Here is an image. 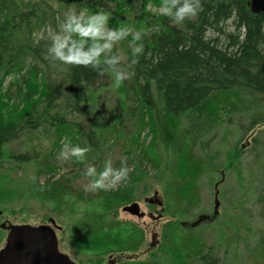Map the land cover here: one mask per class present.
<instances>
[{"label": "trees", "instance_id": "16d2710c", "mask_svg": "<svg viewBox=\"0 0 264 264\" xmlns=\"http://www.w3.org/2000/svg\"><path fill=\"white\" fill-rule=\"evenodd\" d=\"M248 1L201 0L197 15L176 23L160 13L163 0H0V168L5 161L8 170L34 168L29 179L0 174L2 208L48 203L64 223L74 226L88 248L134 252L143 242V230L129 220L123 224L116 218L117 209L145 197L154 183L159 184L171 216L161 228L160 254L124 264H216L197 225L189 222L196 214L201 177L212 166L202 138L222 121L223 113L230 119L237 111H253L250 130L264 120V104L258 100L264 98V14L252 12ZM81 10L86 15L105 11L109 13L105 30L131 26L141 31V38L132 41L129 34L111 41L98 60L86 65L56 60L48 52L45 29L67 34V51L81 38L58 25L69 15L80 17ZM82 39V51L105 42L102 36ZM137 44L143 49L133 62L132 47ZM118 70L128 73L117 88L122 96L119 109L124 121L133 125L129 141L141 154L122 184L88 194L70 186L71 178L56 177L54 154L63 142L87 146L84 159L70 156L69 163L95 165L97 172L104 168L102 131L85 128L83 120L89 115V102L110 78L114 81ZM115 124L111 130H116ZM145 129L150 135L147 144L141 139ZM15 140L20 141L19 151L9 147ZM253 142L257 145L256 138ZM238 151L227 154L229 164ZM146 163L155 169L154 175L148 174ZM123 165L118 161L111 167ZM68 196L99 201L100 210L68 212ZM257 202L264 204V193ZM259 244L264 253V235Z\"/></svg>", "mask_w": 264, "mask_h": 264}, {"label": "rangeland", "instance_id": "374dc122", "mask_svg": "<svg viewBox=\"0 0 264 264\" xmlns=\"http://www.w3.org/2000/svg\"><path fill=\"white\" fill-rule=\"evenodd\" d=\"M113 84L114 81L110 78L108 83L96 92V97L89 102V115L84 118L83 126L94 128L97 130V134L99 130L102 131L103 135L100 137L103 142L102 155L111 166H114L118 161L124 162V160L132 158V161L127 163L128 172H130L141 152L140 149L130 144L129 136L133 134L134 128L130 124L131 121L126 119L124 121L125 114L119 109V101L122 96ZM258 100L264 104L263 97H259ZM251 113L253 111L233 113L230 115V119L225 116V113L221 114L222 121H219L220 123L216 127L212 126L209 134L202 138L207 143L206 152L211 156L212 166L201 177L199 202L193 208L196 214L190 218V222L196 220L200 214L213 218L214 185L217 183L219 205L216 218L211 219L209 223L201 222L197 225L202 241L207 247L208 255L216 264L219 262L221 264H264V253H262V246L259 244L260 238L264 235L262 221L264 204L257 202V198L262 197L264 193V120L258 123L253 130H250V120L253 115ZM114 123H116V130H111ZM147 131L148 129H145L141 134V139L145 144L150 141ZM253 138L257 139V145L254 144ZM65 144L63 142L60 148L55 150L54 162L58 168L56 177L60 175L69 177L71 178L70 186L76 190L85 191L84 186L92 179L85 175L88 165L74 166L69 163L70 156L62 158L60 151ZM9 147L19 151L20 141L11 142ZM233 149H239V151L235 153V159H231L233 163L229 164L227 154ZM6 165L8 163L5 161L3 167L0 168V174H5L6 178L29 179L34 171V168L29 165L18 167V170L4 169ZM145 167L150 176L154 175L155 169L153 170L147 163ZM113 169L118 170L119 168ZM40 180H45V176L42 175ZM123 180L124 178L113 182L109 179L106 181L109 185L106 189L116 188L122 184ZM154 186L145 196L157 198L161 202L159 184L154 183ZM155 190L158 191L157 194H153ZM95 191L96 189L86 192L92 194ZM143 197L137 199L140 209L145 212L141 218L122 211L120 207L116 214L117 219L129 220L143 230L144 242L141 247L134 252H124L125 255H132L135 261L145 259L148 252H159L162 225L171 219V216L165 211V207L162 211L164 213L162 218H149L147 212H154L155 216L159 213L155 212L152 206H148L143 201ZM65 205L68 212L100 210L99 201L92 203L76 201L72 196L66 197ZM49 206L51 205L43 204L40 201L16 205L15 208L12 207L13 209H4L0 205V210L3 212L1 217L14 223L31 225L47 221L48 218L55 219L56 223L61 225V229L57 230V235L62 250L72 251L74 257L85 263L86 258H93L101 259L100 264H105L109 256H111L110 258L119 256L115 251L101 253L100 250L88 248V244L80 237L74 226L64 223V218L60 220L57 212ZM157 209H159L158 205ZM155 232V240L158 242L157 244L155 242L156 246L151 248V238ZM219 232H222V235Z\"/></svg>", "mask_w": 264, "mask_h": 264}, {"label": "clouds", "instance_id": "9594fccd", "mask_svg": "<svg viewBox=\"0 0 264 264\" xmlns=\"http://www.w3.org/2000/svg\"><path fill=\"white\" fill-rule=\"evenodd\" d=\"M160 13L164 16L170 17L174 22H182L186 17H192L197 15L201 10V0H163L159 6ZM81 17L83 22H81ZM109 13L105 11H95L90 14H85L84 10H81L80 17L68 16L64 22L59 23V27L65 30L74 31L79 34L80 40L73 41L72 45L67 46L65 51L66 41L69 39L67 34L60 35L59 32L53 30L51 27H46L50 44L48 46V52H50L56 60L64 63L73 64H88L93 61L94 58L99 59V53L104 48L111 47V41L119 40L123 37L131 34L132 41H138L141 38V31L134 30L131 26H120L116 28H107ZM90 35L93 37L102 36L105 37V42L101 45H94L87 51H82L79 44L83 43V37ZM131 43V41L129 42ZM143 44H137L132 47L133 62L135 61L136 54L142 52ZM114 63V58L108 61ZM128 73L122 70L114 71V84L113 86L118 88ZM89 151L87 146L72 145L69 147L67 144L60 151L62 158H68L69 156L76 157L77 159H84V154ZM123 165V162H122ZM127 166H121L118 170L113 169L110 163H106L104 168L97 172L95 165H89L85 169V175L88 177H94L85 185V191L95 190L97 188L108 187L109 179L111 181H117L127 177Z\"/></svg>", "mask_w": 264, "mask_h": 264}, {"label": "water", "instance_id": "95a60500", "mask_svg": "<svg viewBox=\"0 0 264 264\" xmlns=\"http://www.w3.org/2000/svg\"><path fill=\"white\" fill-rule=\"evenodd\" d=\"M248 5L252 12H262L264 14V0H249ZM261 68L264 72V60L261 62ZM144 200L148 202L153 201L152 198H145ZM155 201L161 204L157 198H155ZM218 205V188L217 183H215L213 216L217 214ZM121 209L137 218L145 215L144 211L140 209L138 201L125 204ZM148 216L151 219H158L162 216V213L160 212L155 216L149 212ZM205 219H210V217L205 214H200L196 220L189 222V225L192 227L196 226ZM50 221L54 225V220L50 219ZM182 224L185 223L182 222ZM2 226L4 227L5 223ZM7 228L9 232L6 243L0 249V264H73L59 251L57 236L52 226L45 224L8 223ZM155 235L153 233L152 238Z\"/></svg>", "mask_w": 264, "mask_h": 264}, {"label": "flooded vegetation", "instance_id": "af4514ba", "mask_svg": "<svg viewBox=\"0 0 264 264\" xmlns=\"http://www.w3.org/2000/svg\"><path fill=\"white\" fill-rule=\"evenodd\" d=\"M157 190H155L154 192H153V194H157ZM144 198L145 197H143V200H144ZM149 199V198H148ZM153 199V203H151V202H146L147 203V205L148 206H152V208H153V210L155 211V212H157V213H159L160 211H161V208H164L163 207V203L161 204V205H158V202H156L155 201V199L154 198H152ZM155 204V205H154ZM157 205L159 206V209H157ZM121 208V207H120ZM148 213L149 212H147V216H148ZM154 213V212H153ZM2 214H3V212H2V210H0V249L5 245V243H6V239H7V235H8V232H9V229L7 228V225H8V223H12V224H19V223H14V222H11L10 220H8V219H3L1 216H2ZM164 214V213H163ZM163 216V215H162ZM149 217V216H148ZM58 218H60V220H62L61 218V216H58ZM160 218H162V217H160ZM50 219H52V218H48L47 219V221H40V222H38V223H36V224H34V225H40V224H45V225H53L52 224V222L50 221ZM54 220V230H55V233H56V236H57V245H58V249H59V251L63 254V255H65V257L68 259V260H70L73 264H100L102 261H101V259L100 260H95V259H93V258H86V263L85 262H83V261H80L77 257H74V255L72 254L73 252L72 251H68V252H66V251H63L62 250V248L60 247V241H59V239H58V235H57V230H60L61 229V225H59V224H57L56 223V221H55V219H53ZM120 220V219H119ZM123 224H124V221H122V220H120ZM5 223V226L3 227L2 225ZM21 224H23V223H21ZM33 225V224H32ZM155 234H156V232H155ZM152 240H151V247H155L156 246V244H157V240H155L156 239V235H155V237L154 238H151ZM144 242V241H143ZM142 242V243H143ZM156 242V244L154 245V243ZM142 245V244H141ZM141 245H140V247H141ZM152 245H154V246H152ZM139 247V248H140ZM138 248V249H139ZM137 249V250H138ZM72 252V253H71ZM108 253H113V252H108ZM118 254H119V256H114L113 258H110L111 256H109V258L106 260V262H105V264H124V261H127V260H130L131 258V260H133V256L132 255H129V254H124V250L123 251H119L118 252ZM153 254H160L159 252H148L147 253V257L145 258V259H143V260H140V261H145L146 259L147 260H149L150 259V257H154V255ZM103 255V254H102ZM157 255V256H158Z\"/></svg>", "mask_w": 264, "mask_h": 264}, {"label": "bare ground", "instance_id": "6f19581e", "mask_svg": "<svg viewBox=\"0 0 264 264\" xmlns=\"http://www.w3.org/2000/svg\"><path fill=\"white\" fill-rule=\"evenodd\" d=\"M236 113L238 114V113H240V112L237 111V112H235V114H236Z\"/></svg>", "mask_w": 264, "mask_h": 264}]
</instances>
